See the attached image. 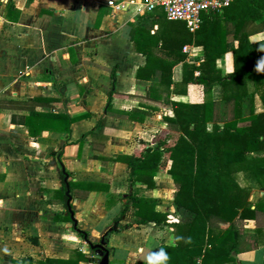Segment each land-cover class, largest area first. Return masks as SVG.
<instances>
[{
    "label": "crops",
    "instance_id": "crops-1",
    "mask_svg": "<svg viewBox=\"0 0 264 264\" xmlns=\"http://www.w3.org/2000/svg\"><path fill=\"white\" fill-rule=\"evenodd\" d=\"M141 1L0 0V216L4 215L7 229L14 226L22 229L30 214L39 216V228L30 237L31 242L51 253L16 258L15 247H8L0 264H19L24 257L36 262L47 257L67 259L74 250L88 252L84 238L72 231V240L61 238L63 230L73 227L72 220L63 222L56 218L69 214L67 196L63 203L53 193L61 188V164L68 179L108 186L102 191L73 188L68 193L74 218L81 228L95 238L106 231L109 264H145L150 251L162 244H173L172 233L160 236L161 228L167 224H136L133 218L116 220L129 194L156 199V210L167 212L169 221L178 218L171 203L175 185L165 170L156 173L154 188L140 183L130 185L126 163L114 160L118 155L132 153L138 142L148 143L154 132L165 125L162 116L172 115L171 110H162L146 115L142 121L131 120L126 115L138 106L127 95L143 94L153 81L136 77L137 69L146 62L141 49L152 55L157 51L154 42L138 50L131 39L132 26L149 25L150 16L146 15ZM164 24L161 16L150 24L149 33H159ZM248 39L264 40V31L253 33ZM183 46L189 47L187 52ZM181 51L187 61L195 64L203 58L199 45L184 43ZM216 66L222 73L232 68L231 51L216 59ZM180 71L181 63H177L172 71L175 81L180 79ZM221 96L220 85H214L209 94H204L199 84L188 83L186 93L171 94L170 98L201 102L205 97L218 100ZM30 97L50 99V107H36L38 110L65 112L80 118L70 124L67 132L44 130L31 137L24 125L11 120L12 114H27L18 103ZM255 107L261 110L257 96ZM102 117L101 138L91 137L88 132ZM82 134L87 135L77 141ZM64 139L72 142L57 153ZM235 177L241 186L248 188L251 208L258 203L261 207L254 217L244 220V227L257 233L258 247L240 252L236 258L240 264H264V179L258 181L242 171ZM163 185V188L173 187L166 198L159 193ZM109 195L123 199L106 206ZM32 204L40 205L39 210H32ZM15 238L0 243L13 246L18 244ZM78 264L95 263L79 261Z\"/></svg>",
    "mask_w": 264,
    "mask_h": 264
},
{
    "label": "trees",
    "instance_id": "trees-1",
    "mask_svg": "<svg viewBox=\"0 0 264 264\" xmlns=\"http://www.w3.org/2000/svg\"><path fill=\"white\" fill-rule=\"evenodd\" d=\"M146 13L150 16L149 25L132 26L131 39L138 50L151 42L157 47L154 55L141 49L146 62L136 72L137 78L153 81L143 94L127 95L138 106L126 115L134 121L162 110H171L172 115L162 116L165 125L154 132L148 143L138 142L132 153L118 155L114 160L126 163L130 185L140 183L154 188L156 173L165 170L175 185L171 203L178 218L169 221L167 212L156 210V199L129 194L116 220L133 218L136 224L171 226L173 244L159 247L168 253L167 264H240L238 253L258 247L257 233L249 232L244 220L254 217L261 207L258 203L251 208L248 188L241 186L235 176L242 171L258 181L264 179V71L255 70L256 62L264 56V40L248 39L249 35L264 31V0H232L220 10L203 13L199 27L193 32L181 20H166L159 7ZM161 16L165 19L162 31L151 35L150 24ZM184 43L202 47L199 64L186 60L181 51ZM226 51L232 53L233 70L222 73L216 59ZM177 63H181V76L175 81L172 71ZM194 71L198 74L194 75ZM188 83L199 84L204 94L220 85L222 96L218 100L205 97L201 102L170 98L171 94L186 93ZM256 96L261 104L259 111L255 107ZM18 104L28 112L12 114L11 120L24 125L31 137L44 130L67 132L70 124L80 118L36 109L50 107L47 97H30ZM103 121L104 117L91 128L88 132L91 137L101 138ZM71 142L62 140L56 152L61 153ZM65 174L60 172L61 188L53 191L63 203L67 189L108 188L98 182L63 180ZM118 199L123 198L109 195L105 204ZM56 218L71 221L68 213ZM66 229L84 238L81 230L72 226ZM79 261L94 262V257L92 253L74 250L67 259L47 257L36 262L24 257L18 263L78 264Z\"/></svg>",
    "mask_w": 264,
    "mask_h": 264
},
{
    "label": "rangeland",
    "instance_id": "rangeland-1",
    "mask_svg": "<svg viewBox=\"0 0 264 264\" xmlns=\"http://www.w3.org/2000/svg\"><path fill=\"white\" fill-rule=\"evenodd\" d=\"M163 187H164V185L162 187L160 186L159 193L166 198V197L171 195V192L173 191V187L172 186L168 187V188H163ZM165 200L167 201L168 198ZM39 207H40V205L35 206V204H32L31 209L34 210V208H37V210H39L38 209ZM37 210H36V212H38ZM30 215H31L30 219L24 223L22 229L16 228V226L12 227L11 229H7L5 227L4 215L2 214L0 216V240L5 241L6 239L16 237L15 240L18 242V244L13 245V246L0 243V258H2V256L5 257L7 255L8 247H10V248L15 247L16 251H15V253H13V255L16 258H20V256L27 255V254H30V255L32 254L33 256L38 255L40 257H42L46 254L47 255L51 254L47 249L43 250L42 245H35L34 243L31 242L30 237L38 231L37 230V228H39L38 227V225H39L38 219H40V217L37 215L35 216L34 213H32ZM76 226L79 230L81 229V224L79 222H76ZM169 233H172V229L170 226L165 225L163 228H161L160 236H162V238H163V237H165V235H168ZM71 234H72L71 230H63V232L61 234V238L65 239V240H72ZM17 238H19V239H17ZM22 239H23V243H22Z\"/></svg>",
    "mask_w": 264,
    "mask_h": 264
},
{
    "label": "built area",
    "instance_id": "built-area-1",
    "mask_svg": "<svg viewBox=\"0 0 264 264\" xmlns=\"http://www.w3.org/2000/svg\"><path fill=\"white\" fill-rule=\"evenodd\" d=\"M232 0H142L144 11H150L156 7L161 8L167 20H181L186 28L193 32L201 22L203 13L220 10ZM188 46H183L187 52Z\"/></svg>",
    "mask_w": 264,
    "mask_h": 264
},
{
    "label": "water",
    "instance_id": "water-1",
    "mask_svg": "<svg viewBox=\"0 0 264 264\" xmlns=\"http://www.w3.org/2000/svg\"><path fill=\"white\" fill-rule=\"evenodd\" d=\"M60 166H61V169L63 171L64 170L63 165L61 164ZM66 178H67V176L64 175V180H66ZM66 195H67L66 204H67V208H68L70 218L72 220V225L75 229H78L76 227V220L74 218L72 205L70 204V195L68 193V189L66 190ZM80 230L84 233V241L88 245V248H89L87 253H92V255L94 257V263L95 264H109V260H108L109 259V252H108V249L105 247L106 231L102 232L100 234L99 238H95L94 236L85 235L86 231L84 228H81Z\"/></svg>",
    "mask_w": 264,
    "mask_h": 264
},
{
    "label": "clouds",
    "instance_id": "clouds-1",
    "mask_svg": "<svg viewBox=\"0 0 264 264\" xmlns=\"http://www.w3.org/2000/svg\"><path fill=\"white\" fill-rule=\"evenodd\" d=\"M233 69L231 67L227 68V72H231ZM255 70L257 72L264 71V56H261L255 64ZM168 253L164 248H157L150 251L145 257V264H167Z\"/></svg>",
    "mask_w": 264,
    "mask_h": 264
}]
</instances>
